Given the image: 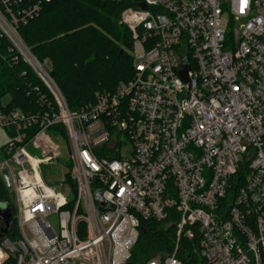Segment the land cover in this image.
<instances>
[{"label": "built area", "instance_id": "1", "mask_svg": "<svg viewBox=\"0 0 264 264\" xmlns=\"http://www.w3.org/2000/svg\"><path fill=\"white\" fill-rule=\"evenodd\" d=\"M49 1L15 12L22 0H1L0 37L53 100L42 93L44 110L0 111V183L7 169L16 207L13 224L0 219V264H128L142 222L170 210L176 248L197 231L205 264H264V0L127 7L133 76L78 109L18 31ZM226 13L244 20L238 40ZM45 166L59 177L48 181ZM145 264L183 263L173 251Z\"/></svg>", "mask_w": 264, "mask_h": 264}, {"label": "trees", "instance_id": "2", "mask_svg": "<svg viewBox=\"0 0 264 264\" xmlns=\"http://www.w3.org/2000/svg\"><path fill=\"white\" fill-rule=\"evenodd\" d=\"M141 0H50L42 4L37 16L18 31L32 54L42 63H49L51 75L71 109L93 102L100 92L114 91L134 73L132 35L120 23L127 7H136ZM36 0L11 3L13 11L28 8ZM0 9L4 10L0 0ZM13 49L9 39L0 37V111L38 112L44 110L40 97L49 94L42 80ZM39 87V91L35 88ZM0 183V200L5 196ZM8 199L5 196L4 200ZM9 200V199H8ZM165 221L142 222V231L132 250L131 262H145L165 252H176L183 264H205L196 250L200 235L177 240L178 215Z\"/></svg>", "mask_w": 264, "mask_h": 264}, {"label": "rangeland", "instance_id": "3", "mask_svg": "<svg viewBox=\"0 0 264 264\" xmlns=\"http://www.w3.org/2000/svg\"><path fill=\"white\" fill-rule=\"evenodd\" d=\"M223 22L224 25L226 26L227 30H229V32L231 33V35H234L235 38L238 40L241 31H242V24L244 23L243 19H239V20H232V18L229 16V14H224L223 16ZM49 64V63H47ZM9 139V129H6L2 126H0V164L5 160L6 158V154H5V145L7 144ZM66 162V160H65ZM65 162L63 160H60L61 164H65ZM69 164V163H68ZM43 171L45 174V177L47 178L48 181H53L55 179V177H59L58 174L61 173V168L58 166H45L43 167ZM63 171V169H62ZM1 183L5 189V196L8 197V203L10 204V206L12 207L13 211L16 212V207H15V201H14V197L12 196V189L10 188V186H8L5 182V180L3 179V177L1 176ZM0 200V203H2L4 201V198ZM52 221L55 223L56 220L52 219Z\"/></svg>", "mask_w": 264, "mask_h": 264}, {"label": "water", "instance_id": "4", "mask_svg": "<svg viewBox=\"0 0 264 264\" xmlns=\"http://www.w3.org/2000/svg\"><path fill=\"white\" fill-rule=\"evenodd\" d=\"M144 8H147L145 5H143ZM181 74L186 77L187 76V68L183 67L181 70ZM3 178L8 186H10V178L8 174V170L4 169L3 170ZM59 188V187H58ZM12 196L14 197V192L11 193ZM0 218L4 219L7 224H13L14 219H13V212L10 204L8 203V199L0 203ZM128 264H132L131 262Z\"/></svg>", "mask_w": 264, "mask_h": 264}, {"label": "flooded vegetation", "instance_id": "5", "mask_svg": "<svg viewBox=\"0 0 264 264\" xmlns=\"http://www.w3.org/2000/svg\"><path fill=\"white\" fill-rule=\"evenodd\" d=\"M5 200H6V199H5ZM5 200H4V201H5ZM0 219H2V218H0Z\"/></svg>", "mask_w": 264, "mask_h": 264}]
</instances>
